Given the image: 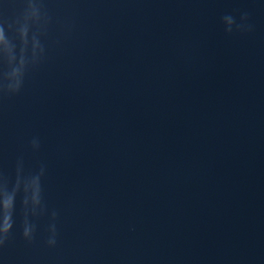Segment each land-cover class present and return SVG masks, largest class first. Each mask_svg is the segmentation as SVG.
Segmentation results:
<instances>
[{
  "label": "water",
  "instance_id": "water-1",
  "mask_svg": "<svg viewBox=\"0 0 264 264\" xmlns=\"http://www.w3.org/2000/svg\"><path fill=\"white\" fill-rule=\"evenodd\" d=\"M0 264H264V0H0Z\"/></svg>",
  "mask_w": 264,
  "mask_h": 264
}]
</instances>
